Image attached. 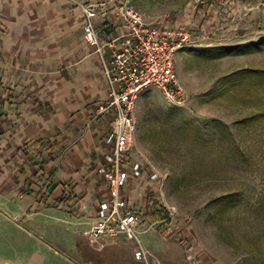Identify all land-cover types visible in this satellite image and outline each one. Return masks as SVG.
<instances>
[{
	"label": "rangeland",
	"instance_id": "rangeland-1",
	"mask_svg": "<svg viewBox=\"0 0 264 264\" xmlns=\"http://www.w3.org/2000/svg\"><path fill=\"white\" fill-rule=\"evenodd\" d=\"M132 2L148 20L194 8L199 26L205 23L212 27L204 30L210 32L209 37L217 35L214 41L221 42L215 45L220 52L218 58L186 57L188 67L194 65L196 74L185 75L184 83L179 79L186 88V105H168L154 87L143 92L136 103L132 153H146L150 160L146 170L154 168L164 178L149 181L145 185L149 189H142L145 179L140 183L141 177L131 182L127 188L130 203L144 212L143 198L148 195L174 207L169 222L152 223L144 214L140 216L142 221L136 227L140 242L153 254L165 251V258L176 256L177 263L180 258L187 262L179 243L185 239L192 251L203 250L214 256L215 264H235L236 259L238 264H249L240 262L239 257L250 250L256 257L253 264H264V118L249 128L233 124L252 112L258 103L255 96L264 98V90H256L255 84L245 81H227L240 67L264 68V0ZM260 40L261 49L244 48ZM215 120L229 124L235 143L252 157L247 161L235 159L231 154L235 152L234 142L226 135L218 138L212 129ZM231 189L241 191L240 200L219 204L216 197ZM33 212L7 216L30 232L18 239L29 244L33 238L37 251L44 252L50 264H147L135 257L137 244L132 239L123 244L109 241L96 250L84 234L90 222L80 219L77 212Z\"/></svg>",
	"mask_w": 264,
	"mask_h": 264
},
{
	"label": "crops",
	"instance_id": "crops-1",
	"mask_svg": "<svg viewBox=\"0 0 264 264\" xmlns=\"http://www.w3.org/2000/svg\"><path fill=\"white\" fill-rule=\"evenodd\" d=\"M116 1L0 0V264H50L33 238L29 244L18 239L30 232L7 215L70 210L90 225L99 200L107 196L105 180L97 172L108 147L110 120L98 112L107 85L100 55L83 37L80 4L103 2V10L111 14ZM194 12L185 8L166 14L171 21L191 26L194 34L192 45L179 50L175 58L182 83L188 73L196 75L187 56L218 58L220 53L215 48L221 44L214 41L217 35L209 37L204 30L212 27L205 23L200 27ZM95 25L102 41L116 32L105 20L98 18ZM105 56L110 58L108 49ZM139 151L145 166L140 183L145 179L142 189H149L145 185L152 181V171L146 170L150 160ZM109 241L130 243L125 236L105 238L95 249ZM142 246L148 252L147 264L186 262L180 258L177 263L176 256L165 258L164 250L153 254ZM201 251H194L200 264H215L214 256ZM253 254V250L241 254L240 262L253 264Z\"/></svg>",
	"mask_w": 264,
	"mask_h": 264
},
{
	"label": "built area",
	"instance_id": "built-area-1",
	"mask_svg": "<svg viewBox=\"0 0 264 264\" xmlns=\"http://www.w3.org/2000/svg\"><path fill=\"white\" fill-rule=\"evenodd\" d=\"M80 5L83 37L100 55L107 85L106 98L99 104L98 112L110 118L108 147L97 166L105 180L107 196L99 200L96 217L84 234L88 243L98 248L105 238L132 239L137 244L135 257L146 261L148 252L136 234L144 212L130 203L127 194L131 179L141 177L145 169L141 157L132 153L137 129L135 107L140 95L151 87L161 92L168 105H186L187 94L179 82L175 58L179 50L192 45L194 34L189 26L171 21L167 15L148 20L132 0H117L111 14L103 10V2ZM98 18L116 29L104 41L95 25ZM106 49L110 51L109 59ZM151 171V180L164 178L156 169ZM165 207L171 215L174 207ZM181 242L186 264H200L190 244L185 239Z\"/></svg>",
	"mask_w": 264,
	"mask_h": 264
},
{
	"label": "trees",
	"instance_id": "trees-1",
	"mask_svg": "<svg viewBox=\"0 0 264 264\" xmlns=\"http://www.w3.org/2000/svg\"><path fill=\"white\" fill-rule=\"evenodd\" d=\"M263 41L260 40L253 45H246L244 48L250 50L255 48H262ZM229 83H237L239 81H245L250 84H255V89L264 90V68L262 67H240L236 69L233 74L227 79ZM257 105L252 109V112L243 116L240 119H236L233 121L234 125H243L245 128H249L258 122L259 119L264 118V98L260 94H257ZM258 107V108H257ZM212 129L217 132V135L220 138L221 136L228 137V140L234 142L232 147H235V152H231L235 159H242L247 161L248 157H252L251 153L248 154L246 150L243 149L241 145L235 143V134L233 133L231 126L227 123H221L218 120H215L212 125ZM241 191L238 189L223 191L222 194H219L216 199L219 204L230 203L234 204L240 200ZM143 208H144V216L147 217L152 223L157 222H169L170 215L168 213L167 208L159 203L156 199L151 198L148 195H145L143 198Z\"/></svg>",
	"mask_w": 264,
	"mask_h": 264
}]
</instances>
